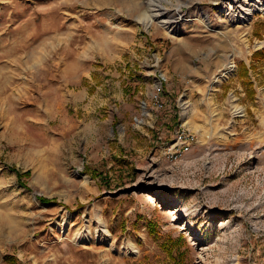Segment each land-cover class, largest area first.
Returning <instances> with one entry per match:
<instances>
[{"label": "rangeland", "instance_id": "374dc122", "mask_svg": "<svg viewBox=\"0 0 264 264\" xmlns=\"http://www.w3.org/2000/svg\"><path fill=\"white\" fill-rule=\"evenodd\" d=\"M10 1L0 264H264V0Z\"/></svg>", "mask_w": 264, "mask_h": 264}, {"label": "trees", "instance_id": "16d2710c", "mask_svg": "<svg viewBox=\"0 0 264 264\" xmlns=\"http://www.w3.org/2000/svg\"><path fill=\"white\" fill-rule=\"evenodd\" d=\"M28 173H29L28 170L25 171V172H23V173H18V172H17V176H18V178H19V177H21V176H23V175H27ZM38 199H39L40 201H42V202L53 201V200H49L48 198H45V197H42V196L38 197Z\"/></svg>", "mask_w": 264, "mask_h": 264}, {"label": "crops", "instance_id": "0c3cea01", "mask_svg": "<svg viewBox=\"0 0 264 264\" xmlns=\"http://www.w3.org/2000/svg\"><path fill=\"white\" fill-rule=\"evenodd\" d=\"M7 1V0H6ZM10 1V0H9ZM5 6H8V9H10V8H12L11 10V13L9 12V13H7V15H10V16H12V14H13V11L15 10L14 9V5H13V1L11 0L9 3H7ZM6 21V20H5Z\"/></svg>", "mask_w": 264, "mask_h": 264}]
</instances>
